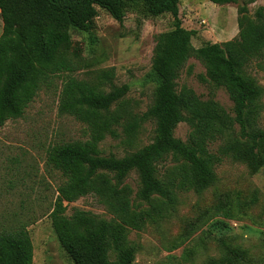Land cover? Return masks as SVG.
I'll return each mask as SVG.
<instances>
[{
    "label": "trees",
    "instance_id": "1",
    "mask_svg": "<svg viewBox=\"0 0 264 264\" xmlns=\"http://www.w3.org/2000/svg\"><path fill=\"white\" fill-rule=\"evenodd\" d=\"M208 1L223 5L236 0ZM178 4L179 0H0V126L23 115L48 75L71 71L72 32H88L97 9L116 21L128 10L144 18L172 17V28L155 38L148 74L154 85L152 103L140 116L124 111L129 88L112 86L111 72L101 71L94 83L63 77L58 113L84 124L88 138L53 145L47 152L48 165L64 178L49 218L60 248L74 264H132L135 248L129 232L161 220L175 206L177 192L201 193L214 185V169L224 160L244 164L250 173L264 167V129L257 119L262 88L245 70L251 59L264 53L263 9L249 18L245 8H239L236 38L194 48L195 31L181 26ZM189 57L203 65L208 82L226 91L233 115L212 98L201 100L186 87L176 90ZM146 119L154 125L150 143L122 157L101 154L99 144L106 136L116 137L117 126L122 125L131 141ZM180 123L189 129L185 142L174 136ZM215 142L219 144L213 150ZM167 160L172 165L160 174L159 166ZM131 172L138 179L134 196L123 183ZM89 194L111 219L78 209L65 215L64 203ZM223 206V215L231 217L232 208ZM32 247L24 228L0 234V264H32ZM219 253L206 264H244L248 259L238 246L223 244Z\"/></svg>",
    "mask_w": 264,
    "mask_h": 264
},
{
    "label": "rangeland",
    "instance_id": "2",
    "mask_svg": "<svg viewBox=\"0 0 264 264\" xmlns=\"http://www.w3.org/2000/svg\"><path fill=\"white\" fill-rule=\"evenodd\" d=\"M241 7L253 18L258 8L264 12V0L223 5L179 0L178 18L184 29L195 31L191 39L194 48L204 43L222 44L237 37ZM2 26L0 16V35ZM171 28L169 14L144 18L128 10L116 21L97 9L88 32H72L68 53L71 71L48 75L23 115L0 126V234L27 230L33 246L32 264H74L60 248L49 218L56 189L64 178L48 165L47 152L53 145L88 138L84 124L58 113L63 77L71 75L94 83L101 71L111 72L112 86L125 84L129 88L123 97L124 111L140 116L152 103L154 85L148 74L155 38ZM245 70L262 88V110L257 119L264 129V53L260 59H251ZM204 73L203 65L189 57L176 80V90L186 87L201 100L212 98L233 115L226 91L208 82ZM103 87L110 89L107 83ZM153 129V122L146 119L127 141L119 125L117 136H106L99 150L103 156L122 157L150 143ZM188 132L187 125L180 123L174 136L185 142ZM218 144L215 142L213 150ZM171 165L167 160L159 166V173ZM214 171V185L201 193L177 192L175 206L161 220L129 232L127 238L135 248L132 264H206L220 254L223 244L245 249L248 259L244 264H264V167L250 173L244 164L224 160ZM123 183L134 196L136 173L131 172ZM221 203L232 208L231 217L223 215L226 207ZM64 204L66 216L78 209L105 220L112 218L92 194Z\"/></svg>",
    "mask_w": 264,
    "mask_h": 264
}]
</instances>
